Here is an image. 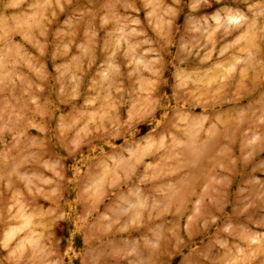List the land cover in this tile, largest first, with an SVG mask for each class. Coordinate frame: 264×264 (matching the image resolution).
Here are the masks:
<instances>
[{
    "label": "clouds",
    "instance_id": "9594fccd",
    "mask_svg": "<svg viewBox=\"0 0 264 264\" xmlns=\"http://www.w3.org/2000/svg\"><path fill=\"white\" fill-rule=\"evenodd\" d=\"M0 264H264V0H0Z\"/></svg>",
    "mask_w": 264,
    "mask_h": 264
}]
</instances>
